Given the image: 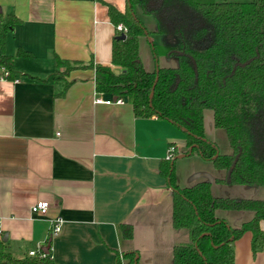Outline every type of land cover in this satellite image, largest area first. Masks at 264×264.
<instances>
[{
  "label": "crops",
  "instance_id": "0c3cea01",
  "mask_svg": "<svg viewBox=\"0 0 264 264\" xmlns=\"http://www.w3.org/2000/svg\"><path fill=\"white\" fill-rule=\"evenodd\" d=\"M108 5L124 12L127 0H0V12L22 20L7 36V54H31L16 57L14 79L0 76V220L17 259L50 240L56 264H116L125 252H137L140 264H172L174 246L190 241L187 230L173 227L172 190L159 173L170 146L184 148V131L157 117L137 118L126 98L122 105L95 102L114 96L98 94L95 84L96 67L117 69ZM57 58L77 66L65 79L55 75ZM205 130L220 153L232 154L212 111L205 112ZM180 156L181 186L211 182L215 197L264 200V187L224 184L227 171L196 153ZM38 202L50 204L46 215L32 213ZM216 215L232 227L254 217ZM57 217L62 231L50 238ZM123 224L133 227L131 239L123 238ZM251 240L246 233L237 241L235 264H264V249L253 256Z\"/></svg>",
  "mask_w": 264,
  "mask_h": 264
},
{
  "label": "trees",
  "instance_id": "16d2710c",
  "mask_svg": "<svg viewBox=\"0 0 264 264\" xmlns=\"http://www.w3.org/2000/svg\"><path fill=\"white\" fill-rule=\"evenodd\" d=\"M140 14L152 16L156 30L150 31ZM108 15L116 28L111 64L117 69L96 67V92L126 98L137 118L157 117L181 128L185 155L196 153L227 171L226 180L219 182L264 187V0H127L124 12L108 5ZM20 23L15 15L0 12V76L5 69L9 79L15 78L16 57H31L23 50L16 56L6 52L7 36ZM119 25L127 29L125 40L118 39L123 34ZM152 33L172 38L165 43L175 65L145 68L140 38ZM85 67L95 69L93 64ZM76 68L57 58L55 75L65 79ZM206 111H212L215 127L226 131L232 154L220 153L207 137ZM176 161L177 155L162 160L159 173L172 190L173 227L187 230L190 241L174 246L172 264H235L236 243L246 233L252 235L253 256L260 253L264 200L215 197L211 182L183 187ZM217 210L250 211L254 217L232 227L217 217ZM121 233L131 239L133 227L123 224ZM50 250L46 258L17 259L0 235V264H56ZM137 256L125 252L116 264H140Z\"/></svg>",
  "mask_w": 264,
  "mask_h": 264
},
{
  "label": "built area",
  "instance_id": "2783aa9c",
  "mask_svg": "<svg viewBox=\"0 0 264 264\" xmlns=\"http://www.w3.org/2000/svg\"><path fill=\"white\" fill-rule=\"evenodd\" d=\"M118 29L120 31H123V33H126V31H127V29L123 28L121 25L118 26ZM2 71L4 72V75L2 76V78H7L9 76V72L6 71L5 69H2ZM115 98H117V99L115 100ZM95 102L96 103H104L107 105H112V104L122 105L125 103V100L123 97L113 96L109 99H105L102 96H97L95 99ZM181 152L182 151L179 150V148L177 146L172 145L169 148L167 159L171 160V159L175 158L176 155H182L183 153H181ZM49 208H50V204L48 202H38L37 204L32 206L31 211L35 215L43 216V215L47 214ZM63 223H64V220L61 217H57L51 221L50 228H49V237L50 238H53V237L60 235V233L62 231ZM2 234H3L2 233V222L0 220V235H2ZM46 246H47V242L38 246L35 249L30 250L28 252V256L29 257L46 258L48 256V252L45 251Z\"/></svg>",
  "mask_w": 264,
  "mask_h": 264
},
{
  "label": "rangeland",
  "instance_id": "374dc122",
  "mask_svg": "<svg viewBox=\"0 0 264 264\" xmlns=\"http://www.w3.org/2000/svg\"><path fill=\"white\" fill-rule=\"evenodd\" d=\"M141 15L142 20L148 27L150 31L156 30V22L152 16H146ZM159 35V34H158ZM152 36V38H151ZM151 36H147V39H142V57L145 61L146 65L145 67L149 70H153L157 66H173L175 65V61L171 59V62H168L170 58L167 56L168 48L166 46V41L168 40V37H164L162 35L155 36L154 33L151 34ZM151 38V39H150ZM172 39V38H171ZM155 41V45L154 42ZM153 44V46H152ZM181 153L186 152V148H182Z\"/></svg>",
  "mask_w": 264,
  "mask_h": 264
},
{
  "label": "water",
  "instance_id": "95a60500",
  "mask_svg": "<svg viewBox=\"0 0 264 264\" xmlns=\"http://www.w3.org/2000/svg\"><path fill=\"white\" fill-rule=\"evenodd\" d=\"M126 34L125 33H123V34H121L119 37H118V39H120V40H125L126 39ZM169 38H171V37H168V40H169ZM119 71L118 70H116V73H118ZM157 80H158V78H157ZM157 80H156V82H157ZM152 97H153V92H152V94H151V97H150V99L152 100ZM117 98H115V100H116ZM186 155L185 154H182L181 156H180V158L182 157H185ZM7 241V235L4 237V242H6ZM50 247H51V241H50V243L46 246V248H45V251L46 252H49V249H50Z\"/></svg>",
  "mask_w": 264,
  "mask_h": 264
}]
</instances>
